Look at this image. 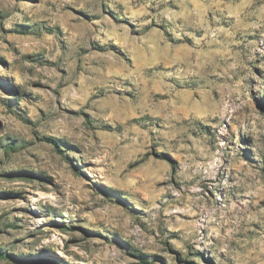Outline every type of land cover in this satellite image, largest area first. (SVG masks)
<instances>
[{"label":"clouds","instance_id":"clouds-1","mask_svg":"<svg viewBox=\"0 0 264 264\" xmlns=\"http://www.w3.org/2000/svg\"><path fill=\"white\" fill-rule=\"evenodd\" d=\"M0 57V173L56 177L0 180V264L56 222L168 264H264V0H0Z\"/></svg>","mask_w":264,"mask_h":264},{"label":"rangeland","instance_id":"rangeland-1","mask_svg":"<svg viewBox=\"0 0 264 264\" xmlns=\"http://www.w3.org/2000/svg\"><path fill=\"white\" fill-rule=\"evenodd\" d=\"M31 55L36 59H41L44 53L35 52ZM0 59L5 58L0 57ZM5 62H7L6 59ZM0 87L8 88L10 92L15 91L5 82H0ZM34 87L41 89L44 86L35 84ZM29 95L35 96L36 93H29ZM9 112L11 113V109H9ZM4 123V119L0 118V127ZM50 147L55 152V145ZM56 156L59 157L58 152ZM49 164L51 168L57 166L56 160H49ZM69 169L66 176L61 174L68 195L70 197L74 196L79 202L87 201L92 193L87 187H81L74 170H71V166H69ZM144 174H150L149 170L145 169ZM33 178H37L39 182L45 184L56 185V177L50 175L48 169H42L40 172L25 169L0 173V180H7L9 183L21 179L31 181ZM53 191H55V188H53ZM15 195L18 194L10 191H0V201ZM113 211H120V209L113 208ZM75 219H83V217H76ZM48 231L51 233L50 240L46 239L42 247L25 254L28 257V264H74V261L84 262V264H124L125 260L128 261V264H151L149 258L162 260L164 264H168L167 257L160 256L158 253L143 251L140 247L131 244L118 229L111 238L104 237L101 233L88 228H82L78 225H66L60 222L50 224ZM165 247H167V244H165ZM177 253L178 250L174 248L169 250V255ZM70 256L72 259H69ZM4 259H7V257L5 256ZM9 264H12V262L9 261ZM177 264H179V260Z\"/></svg>","mask_w":264,"mask_h":264}]
</instances>
